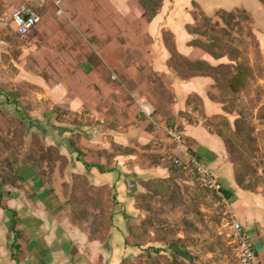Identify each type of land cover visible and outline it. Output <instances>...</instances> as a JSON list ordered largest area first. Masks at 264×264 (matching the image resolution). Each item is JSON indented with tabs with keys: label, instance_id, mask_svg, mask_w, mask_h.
Wrapping results in <instances>:
<instances>
[{
	"label": "rangeland",
	"instance_id": "obj_1",
	"mask_svg": "<svg viewBox=\"0 0 264 264\" xmlns=\"http://www.w3.org/2000/svg\"><path fill=\"white\" fill-rule=\"evenodd\" d=\"M94 1L98 3V0ZM142 1L152 9L160 4L158 0ZM95 2L87 3L88 10L85 8L82 12L90 21V26L82 27L74 18L71 0H61L62 14L57 13L58 7L53 0H0V193L6 204L4 191L9 190L8 187L12 185L10 181L18 180L13 176L19 174L20 167L29 162L36 166L38 176L47 185H53L57 174L59 180L64 181L63 189L69 196L67 212L76 225L92 232L95 229V235L108 237L111 227L109 217L116 205L112 199L113 189L95 191L92 186L88 187L89 179L79 173L65 177V170L72 164L73 157L70 158L61 147L48 146L44 134L41 137L40 133L42 127L44 132L54 127L52 123L66 129L73 128L75 122H84L89 127L86 131L91 133L113 128V122L102 114L101 117L95 114L96 118H84V113L73 116L57 106L74 96L85 94L92 100L95 98L91 95L92 91L86 92L85 87L93 88L97 82L96 76H84L94 67L102 73L104 84H110L119 92L126 86L124 77L113 80L112 75L116 73L110 68L103 71L99 34L104 29L96 20L102 13H99ZM22 3L38 6L43 18L31 32L18 36L7 21L11 10ZM212 4L210 12L196 7L194 14L198 21L190 26L191 29L199 26L195 39L206 44L214 52L208 53L220 61L218 65L208 67L216 78L212 97L222 107V112L214 115L209 125L226 138L235 177L243 180L241 187L264 191V0H212ZM79 5L83 8L85 3L80 1ZM221 10L233 12L237 18L234 21L225 14V22L219 16ZM92 14H95L94 17ZM165 35L170 38L169 32H165ZM73 36L80 40H73ZM76 48L79 54H75ZM86 56L88 60H84ZM73 66L75 74L69 70ZM110 96L116 100L122 95L112 92ZM36 111L42 116L48 115L44 119L46 123L38 125L32 122L29 115ZM158 146L162 152L154 154L152 158L156 161L162 157L174 163L173 142L170 140ZM105 153L108 159L106 167L109 168L115 163V152ZM92 156L97 159V155ZM133 160L128 157L125 164H132ZM135 180L144 190L136 195L139 216L128 224L130 228L126 243L134 245L138 251L133 259L124 255L122 264L125 259V264H196V259H207L210 243L215 241L211 240L212 235L222 236L217 233V228L222 221L223 209L214 204L213 198L197 181L195 171L182 168L166 179L138 177ZM89 194H98L97 197L104 198L106 202L90 203L84 199ZM7 221L0 214V247L5 250L14 239V233L6 230ZM21 233L24 236V232ZM181 234L184 238H180ZM203 236L206 237L204 241L210 242L200 247L195 256L194 241ZM18 240L20 245L25 244L23 237ZM182 241L183 246L191 248V260L188 258L186 261L169 249L171 243L182 246ZM21 250H15L12 257L19 260ZM7 253L8 250L0 252V264H11ZM216 258L212 256L203 263L219 261ZM223 261L232 264L233 258L229 256Z\"/></svg>",
	"mask_w": 264,
	"mask_h": 264
},
{
	"label": "crops",
	"instance_id": "obj_2",
	"mask_svg": "<svg viewBox=\"0 0 264 264\" xmlns=\"http://www.w3.org/2000/svg\"><path fill=\"white\" fill-rule=\"evenodd\" d=\"M71 1L77 23L82 27L90 26V21L82 12L85 8L88 10L87 3L95 1ZM80 1L85 3L83 8L79 5ZM158 1L160 4L156 9L150 8L142 0L95 2L99 13H102L96 20L104 29L99 34L103 71L110 68L118 78L124 77L126 86L121 88L122 91L115 92V87L102 82V73L94 67L84 76H96L97 82L93 88L85 87L86 92L92 91L91 95L95 98L92 100L84 94L57 105L73 116L84 113V118H96L95 114H98L97 117L102 114L113 122V128L91 133L86 131L89 127L84 122L78 124L74 121L73 128L64 129L58 123H52L54 127L47 128L45 132L43 127L40 130L48 146L61 147L70 158L73 157L72 164L65 170V177L79 173L89 179L88 187L92 186L95 191L113 189L112 199L116 205L109 217V236L100 237L95 235V229L92 232L76 225L67 212L69 196L64 192L62 177L60 181L56 173L57 179L49 186L38 176L36 166L28 162L20 167L19 175L22 178L18 185H10L9 190L4 191L6 205L18 217V230L24 232L25 244L21 245L22 257L19 260L12 257L15 252L14 239L9 242L8 249L0 247V252L8 250L11 264H122L124 255L133 259L138 248L126 243L130 228L128 224L139 216L136 195L144 190L135 178L166 179L172 173L152 158L154 154L162 152L159 143L170 141L165 130L154 121L181 132L189 149L220 179L229 193L234 215L250 235L258 259L264 264V191L249 190L238 185L226 143L209 125L211 118L222 112V107L212 97L215 78L208 67L216 66L220 61L196 45L195 34L190 32V26L196 21L194 9L199 7L203 12H210L212 0ZM22 4L31 5L43 18L38 6ZM165 32L170 33L169 39ZM72 38L80 40L77 36ZM75 51V54H79L77 48ZM83 58L89 59L88 56ZM98 68L100 70V66ZM69 70L76 73L74 66ZM112 92L122 96L112 100ZM142 99L154 110L153 118L146 117L141 111ZM29 116L38 125L46 123L44 119L48 117L42 116L39 111ZM115 146L128 148L130 152L116 151ZM113 150L115 163L107 168L105 152ZM92 155H97V159ZM128 157L134 158L132 164H125ZM140 157L142 159L139 160ZM99 165H102L101 170ZM108 177L112 178L111 181L107 180ZM97 195L89 194L84 199L90 203L106 202ZM2 209L0 214L8 220L6 230L12 233V212ZM180 238H184L183 234ZM202 238L194 241L195 256L200 247L210 242L204 241L206 237ZM211 240L215 241L210 243L207 259L199 258L200 261L196 259L195 263L204 264L212 256H217L219 261L209 264H226L223 259L230 256L233 258L232 264H235L237 254L233 241L218 235H212ZM169 249L176 251L180 258L191 260V248L183 246V241L182 246L171 243Z\"/></svg>",
	"mask_w": 264,
	"mask_h": 264
},
{
	"label": "built area",
	"instance_id": "obj_3",
	"mask_svg": "<svg viewBox=\"0 0 264 264\" xmlns=\"http://www.w3.org/2000/svg\"><path fill=\"white\" fill-rule=\"evenodd\" d=\"M58 7L57 13L62 14L61 0H53ZM42 22V15L31 5L19 4L10 13L7 24L13 31L23 36L31 32ZM113 80H117L116 74L112 75ZM118 92V90L116 91ZM141 111L148 117L153 118L154 110L145 100L140 101ZM159 128H163L170 140L173 142V161L180 167L190 168L198 175L200 184L213 194V201L217 207L223 209L221 224L217 228L219 235H226L236 246L237 261L235 264H262L258 259L257 249L250 235L244 229L242 223L234 215L230 196L226 194L224 185L220 179L212 173L210 168L195 154L186 144L184 135L159 121H154Z\"/></svg>",
	"mask_w": 264,
	"mask_h": 264
},
{
	"label": "trees",
	"instance_id": "obj_4",
	"mask_svg": "<svg viewBox=\"0 0 264 264\" xmlns=\"http://www.w3.org/2000/svg\"><path fill=\"white\" fill-rule=\"evenodd\" d=\"M219 14H220V15H219L220 18H222V20H224V21H225V16H224L225 14H228V15L230 16V18L233 19L234 21H235V19L237 18L235 13H233V12H227V11H225V10H221ZM206 18H207L208 22H210V21H209L210 19H209L208 17H206ZM195 19H196V21H198V18H197L196 16H195ZM225 22H226V21H225ZM198 30H199V26H195L194 29H191V28H190V32H192V33L195 34V35H197V34L199 33ZM194 43H195L196 45H198V46L204 48L207 52H210V53L214 54V52L211 51V49H209L208 47H206L207 45L204 44V43H202L201 41H198V40L194 39ZM214 78H215V77H214ZM215 79H216V78H215ZM82 122H83V121H82ZM79 124H82V123L80 122ZM218 134L222 137V139L224 140V142L227 143V140H226V138L224 137V135H222V134H220V133H218ZM115 148H116L117 151H122L123 153H129V152H130V149H128V148H122V147H120V146H115ZM156 162H157V164H159V165H162V166L167 167V168L170 169L173 173H174V172H178L180 169L184 168V167H180V166L177 167L178 165H176V164L173 163L172 161L163 160L162 157H160L158 160H156ZM94 166H97V165H94ZM99 166H100V167H99ZM99 166H98V168H100V170H101L102 165H99ZM184 169H185V168H184ZM195 175H196V179H197V181L199 182V180H198V175H197L196 172H195ZM13 178H16V179H18V180H16V181H10V183H12V185H16V183L18 184V181H19L22 177L18 174L17 176H13ZM235 178H236V177H235ZM236 180H237V182H238V184H239L240 186L243 185V184H242L243 180H242L239 176H237ZM199 183H200V182H199ZM0 184H1V175H0ZM200 185H201V184H200ZM201 186H202V185H201ZM202 187H203V186H202ZM204 190L207 191L209 197L213 198V194H212L209 190H207V189H205V188H204ZM226 194L229 196V193H228L227 191H226ZM0 206H1L3 209L12 212V225H11V229H12V232L14 233V243H13V248H14L15 250H19V249L21 248V245H20L21 243L19 242L18 238H19V237H20V238L23 237V234H22V233L16 228L17 221H16V219H15V218H16V213H15V211L11 210L6 204L3 203V195H2L1 193H0ZM173 254L176 255V256H178V254H177L176 251H174ZM123 263H124V264L126 263V259L123 261Z\"/></svg>",
	"mask_w": 264,
	"mask_h": 264
}]
</instances>
